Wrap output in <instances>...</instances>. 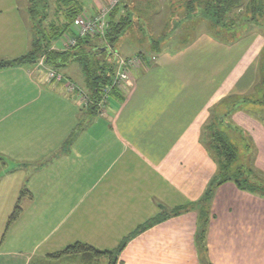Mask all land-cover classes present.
<instances>
[{
  "label": "crops",
  "instance_id": "obj_1",
  "mask_svg": "<svg viewBox=\"0 0 264 264\" xmlns=\"http://www.w3.org/2000/svg\"><path fill=\"white\" fill-rule=\"evenodd\" d=\"M78 1L89 17L106 2ZM191 1L120 2L116 20L127 18V29L148 22L150 35H134L144 47L128 50L120 44L126 29L115 48L157 59L135 70L123 99L111 97L99 115L68 89L73 82L87 94L76 62L57 71L59 80L37 66L0 70V264H88L81 255L52 256L77 243L112 252L126 239L117 264H264V195L221 185L207 252L196 239L197 212L181 211L218 173L213 125L244 145L247 167L264 180V106L250 98L264 33L246 23L241 35L227 28L222 36ZM29 7V0H0V61L31 49ZM169 27L175 40L165 35ZM77 35L74 24L53 48L66 50ZM24 191L21 215L6 232ZM161 215L167 218L135 234Z\"/></svg>",
  "mask_w": 264,
  "mask_h": 264
},
{
  "label": "trees",
  "instance_id": "obj_2",
  "mask_svg": "<svg viewBox=\"0 0 264 264\" xmlns=\"http://www.w3.org/2000/svg\"><path fill=\"white\" fill-rule=\"evenodd\" d=\"M40 0H29V15L31 25L33 28V41L29 52L21 57L0 61V70L14 68L19 66L34 67L37 65L39 59L44 58L45 64L55 71H61L70 62L79 64L84 76L85 89L87 96L91 102L88 109L91 115L96 116L101 114L99 109V102L102 100L104 88L112 83L115 74V64L109 56L105 44L100 46V38L88 36L85 38L77 37V44L64 51H57L53 45L66 35H71L76 19L82 14L83 8L80 6L78 0H64L65 4L60 5L57 11L56 21H48V17L38 19V10L36 6ZM244 6L243 0H192L190 7L193 9L201 8L205 16L210 19L215 27L222 26L223 28H233L232 23L226 24L225 17L234 10L240 9ZM248 13V21L250 23L259 24V20H264V0H251L250 4L246 6ZM48 16V15H47ZM117 8H115L109 17V29L106 34V41L112 48L116 47L117 41L120 36L125 32L130 25L127 18L123 20H116ZM258 17V18H257ZM264 69V63L261 70ZM260 90L264 91V70L262 71L260 82ZM257 86V87H258ZM125 92L115 90L111 97L116 96L118 99H123ZM254 104L264 106V93L263 96L253 99ZM213 125L210 127L212 138V152L215 155L218 173L211 180L208 185L204 196L196 203L191 204L181 211L195 210L198 214V231L197 242L198 245L207 252L206 241L208 236L212 202L216 190L227 182H234L236 186L242 190L252 194L264 195V180L261 174L259 176L253 174L247 166L233 167L238 160L240 151L238 146L228 138L225 133L223 124L220 125L219 130H215ZM71 136L70 140L73 138ZM27 191L22 192L13 213L11 214L6 232L10 226L19 218L22 212L21 200L26 195ZM180 210L175 211L176 215L180 214ZM167 218L166 215L158 216L151 220L146 225L141 226L135 234L142 232L163 219ZM134 234V235H135ZM127 239L115 250L108 252H101L91 246L84 244H74L69 246L63 252L53 255L57 258L64 255H81L88 263H93L94 260L108 256L110 258L109 264H117V259L121 251L125 248Z\"/></svg>",
  "mask_w": 264,
  "mask_h": 264
},
{
  "label": "built area",
  "instance_id": "obj_3",
  "mask_svg": "<svg viewBox=\"0 0 264 264\" xmlns=\"http://www.w3.org/2000/svg\"><path fill=\"white\" fill-rule=\"evenodd\" d=\"M120 2L121 0H109L108 5L106 7H102L96 15L92 17L81 15L74 23L78 33L77 37L85 38L88 36H93L100 38L105 43V46L109 52V56L115 64V74L112 83L104 88L102 100L98 104L99 109L102 112L107 108L112 93L115 90L126 93L127 90L125 87H129L133 82V73L146 63V57L144 55L137 54L131 57H125L115 48L110 47L106 41V34L109 29L110 14L115 8H117ZM77 37H68L69 39L66 50L76 46ZM156 59V56H152L151 62H155ZM36 66L38 69H43L46 71L49 80L60 79L57 71L46 66L44 58L39 59ZM68 89L71 93H75L78 96L86 108L90 106L91 102L87 94L82 91L75 83L70 82Z\"/></svg>",
  "mask_w": 264,
  "mask_h": 264
},
{
  "label": "rangeland",
  "instance_id": "obj_4",
  "mask_svg": "<svg viewBox=\"0 0 264 264\" xmlns=\"http://www.w3.org/2000/svg\"><path fill=\"white\" fill-rule=\"evenodd\" d=\"M243 2H244V6L242 8L234 10L233 12L229 13L225 17V23L226 24L232 23V25H234L233 31L231 32L232 35H241V33H244L249 28V25L246 24V23H250L248 21V19H247L248 13L246 12V8H247L246 6H248V4H250L251 0H243ZM108 3H109V0H106V2H105L103 7H106L108 5ZM120 7H121V9L123 8L122 6H120ZM117 8H118V6H117ZM36 9L39 12L38 13V17H37L38 19L43 18V17H48L47 18L48 19L47 22L56 21V18H57L56 15H57L58 8L55 5V0H40L38 5L36 6ZM81 15H83V14H81ZM123 19H124V17L120 16V20H123ZM206 19H208V18L206 17ZM208 20H210V19H208ZM165 23L166 22H158L160 27H161L162 24L165 25ZM210 23L213 24V22L211 20H210ZM257 25H258V23L255 24L256 28H258L259 31H262L264 33V20L260 19L259 20V26H257ZM253 27H254V25H253ZM213 28L215 30L217 29V30L221 31L222 32V36H224L223 32L227 29V28H223L222 26L215 27L214 24H213ZM170 30L171 29L169 27V30L165 33V35H167L168 37H171V38H173V40H175L176 39L175 37L177 36V33L175 31L171 32L172 30L171 31ZM136 34H143L144 38L147 39V36L150 35L149 29H148V22H145V21L136 22L135 26H133L131 29H127V36L125 37V39L123 41H121V43H120L121 46H123L124 48H126L128 50L132 49L133 47H140V48L144 47V45L139 43L140 39L136 40V38H134V35H136ZM99 43H100V46L105 44L102 40H99ZM116 47L118 49H120V45L119 44H116ZM149 60L151 61V57L149 59H146V63H145L144 66H148V61ZM263 63H264V60H263ZM144 66H142V67H144ZM261 67H262V65H261ZM263 70H261V68H260V76H261ZM255 88H256V91H254V92H252L250 94V98H256L257 99L259 97H262L264 91L259 89L260 85L258 87H255ZM125 89L127 90L128 87H125ZM247 105H251L250 102L247 103ZM231 141H233V140H231ZM236 145L238 146V150L240 151V153L238 155V160L236 161V163H235V165L233 167H240V166H243V165L244 166L245 165L246 166H250L251 164H249V162L247 161L248 156H246L247 155V151L244 149V145L241 146V145H239V143H237ZM253 174L256 175V176H259V174H256L255 172H253Z\"/></svg>",
  "mask_w": 264,
  "mask_h": 264
},
{
  "label": "water",
  "instance_id": "obj_5",
  "mask_svg": "<svg viewBox=\"0 0 264 264\" xmlns=\"http://www.w3.org/2000/svg\"><path fill=\"white\" fill-rule=\"evenodd\" d=\"M105 51L107 50V48L104 49Z\"/></svg>",
  "mask_w": 264,
  "mask_h": 264
}]
</instances>
